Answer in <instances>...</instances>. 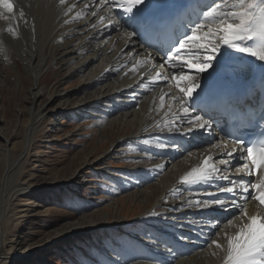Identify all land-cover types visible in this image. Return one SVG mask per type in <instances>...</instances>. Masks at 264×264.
<instances>
[{
	"label": "bare ground",
	"instance_id": "obj_1",
	"mask_svg": "<svg viewBox=\"0 0 264 264\" xmlns=\"http://www.w3.org/2000/svg\"><path fill=\"white\" fill-rule=\"evenodd\" d=\"M12 3L14 14L4 13L7 18L0 17V66L3 62L7 64L9 57H13L14 52H17L26 65L27 73L32 77L33 89L29 94L31 110L24 149L15 160L9 149L3 150L8 157V168L0 194V261L6 247V242L1 239L2 224L10 199L15 193V189L9 188L12 185L10 182L15 179L27 156L28 148L34 144L36 130L44 121L43 111L36 110V105L44 94L39 83L45 76L48 63L58 62L56 57L59 52L62 56L61 65L66 68L68 78L80 76L81 79L74 90L65 95L54 94L49 98L50 106L59 100L63 102L53 115L91 116L95 118L94 125L103 128L102 132L119 124L124 125L126 129L132 128V136L130 134L123 140L119 137L113 143L112 146L117 145L113 150L114 154L121 150L117 148L129 141L135 146L136 158L131 162L133 161L137 170L151 169L152 172H144L158 176L154 179L157 185L146 193L138 191L133 184L135 192L130 197L140 199L144 207L150 202L157 206L156 209L150 208L148 212L141 214L136 222L140 220L144 222L143 226L151 225L150 227L157 229L163 227L161 232H156L161 233L163 243L179 245L182 250L179 256L171 255L165 259L158 258L159 255L153 253L151 260H155V264H159L161 260L168 261L169 264H183L181 261L184 260H187L184 264H224L225 250L216 248L210 241L216 239L226 247L224 232L231 234L236 228L227 227L226 223L219 228H211L206 218L228 220L238 209H198L187 206L185 202L190 197L193 203L196 199L212 200L219 197L231 203L238 197L231 193L215 191L216 184L227 185L226 180H217L211 187L192 186L207 191H190L187 190L188 185L181 184L180 177L192 168L200 166L208 156L214 158L217 167L224 168V165L219 164V159L222 156L228 159L224 154L232 152L235 147H227L222 140L214 139L216 134L211 132L212 127L202 129L194 123L189 124L188 120L195 117L193 112L183 120L179 119L184 113L181 105L171 98L180 95L175 88V81L171 79L172 71L167 65L164 66L165 69H161L163 59L159 60L154 51H149L153 54V58L149 60V52L138 45L136 36L129 38L127 33L132 32L131 27L122 26L123 20L118 11L111 19L101 22L100 17L108 16L109 9L102 4L96 6V0H83L82 3L78 0H65L63 4L60 0H12ZM86 4H92L93 8L85 10ZM21 11L24 13L23 17L20 16ZM93 11L96 15H92ZM77 13H82V17L77 19ZM13 15L15 19L12 18ZM9 28L12 29L11 32L8 31ZM145 60L148 62L141 63ZM157 73L162 77L159 80ZM203 78L204 76L201 80ZM38 85L39 87H36ZM73 96H76L77 100L71 99ZM161 97H164L163 101ZM145 140L148 141L147 144ZM4 141L6 147L9 146V140ZM182 147L189 148L188 153H184ZM242 163L241 152L238 150L230 158L229 167L232 169ZM222 174H227L234 180L252 179L246 171L238 173L235 170L232 173L231 170ZM29 189L25 185L17 187L21 192ZM179 192L186 197L180 206H177L178 211L168 215L169 211L162 208L165 205L162 200ZM209 192L214 195H209ZM247 210L249 214H255L257 203L250 201ZM142 217L145 218L140 219ZM193 219H198L196 222L200 225H194ZM202 222L206 225H201ZM234 223L239 225L240 221L236 220ZM91 229L80 228L77 233L63 234L61 238H71L81 231L85 234ZM189 229H194L196 234L191 235L193 233ZM214 232L217 235H213ZM172 250L168 246L166 251L171 254ZM209 254L212 256H207Z\"/></svg>",
	"mask_w": 264,
	"mask_h": 264
},
{
	"label": "rangeland",
	"instance_id": "obj_2",
	"mask_svg": "<svg viewBox=\"0 0 264 264\" xmlns=\"http://www.w3.org/2000/svg\"><path fill=\"white\" fill-rule=\"evenodd\" d=\"M61 57L57 52L58 62L48 63L39 83L44 94L36 110L43 111L45 118L10 182L9 188L16 191L2 224L1 239L6 247L0 264H155L151 260L153 253L162 259L179 256L181 246L164 244L161 233L156 234L163 227L157 229L143 226L140 220L136 222L141 214L157 206L150 202L144 207L140 199L130 197L134 187L146 193L157 185L158 176L145 173L152 172L151 169L137 170L131 162L136 158L135 146L129 141L114 154L117 145L112 146L113 143L119 137L123 140L132 136L133 129L119 124L102 132L103 128L96 127L91 116L53 115L63 102L59 100L50 106L49 98L74 90L81 79L68 78ZM9 59L0 66V194L8 168L3 150L9 149L15 160L24 149L31 110L29 94L33 89L32 77L21 56L14 52ZM71 99L77 100L76 96ZM4 139L9 140V146ZM19 185L30 189L18 191ZM181 194L162 196V208L169 211L168 215L178 211L177 206L186 197ZM192 221L200 225L198 219ZM80 228L92 229L61 238ZM189 230L191 235L196 234L194 229ZM168 246L173 254L166 251Z\"/></svg>",
	"mask_w": 264,
	"mask_h": 264
},
{
	"label": "snow or ice",
	"instance_id": "obj_3",
	"mask_svg": "<svg viewBox=\"0 0 264 264\" xmlns=\"http://www.w3.org/2000/svg\"><path fill=\"white\" fill-rule=\"evenodd\" d=\"M61 4L65 0H60ZM83 2V0H78ZM193 0H189L192 3ZM199 3L200 0H195ZM206 7L200 11L196 19L189 21L182 33L175 32L170 36L167 48L157 47L155 40L158 35L165 32L170 24L176 19V15L168 11L170 0H96V6L104 5L109 9L108 16H101L103 22L111 19L113 15L121 16L123 25L131 27L132 32L127 33L129 38L136 36L141 38L148 48H155L156 54H163V63L172 71L171 79L175 81V88L179 96L171 97L181 105L184 116L183 120L193 111L210 114L215 103L225 100L231 95L227 83L217 92L209 91V81L223 77L227 82L231 74H238L245 71L252 76L259 73L260 80L264 83V0H204ZM75 7V5H73ZM93 8L92 4H86L85 10ZM71 11V9H69ZM4 13L14 14L12 0H0V17ZM23 11L20 16L23 17ZM92 15H96L93 11ZM77 19L82 13L76 14ZM7 18V17H4ZM15 19V16H12ZM8 31H12L11 28ZM182 37V38H181ZM233 53L246 54L261 63L256 64L248 60L246 66L237 67L230 65L229 60ZM149 60L153 58L148 53ZM148 60L141 63H147ZM243 65V60L240 61ZM135 70V69H134ZM207 73L202 82L201 77ZM157 73V80L161 79ZM164 97H161L163 101ZM245 109H242L244 111ZM260 121L264 122V114ZM189 124H195L199 128L211 129L212 121L204 119L201 115H195L194 119L188 120ZM260 122H257L259 127ZM191 130V129H190ZM233 136L232 133H227ZM235 144L232 152H227L219 159V164L224 168L216 166L213 157H206L202 164L192 168L180 177L183 185H188L190 191H207V189L194 188L192 186L208 185L209 187L217 180L228 181L227 185L216 184V192H227L238 199L231 203L227 199L215 197L212 200L196 199L192 202L190 197L185 203L189 207L198 209H212L216 207L227 210L230 207L238 209L237 213L226 222L227 227H234L236 231L229 234L224 232L226 247L211 240L210 243L216 248H223L226 252L224 264H264V132L259 133L258 139L254 140L251 134L233 136ZM147 144L148 141L145 140ZM218 146V145H217ZM160 147H165L160 145ZM241 152V158L245 162L236 166L238 173L247 172L252 179L234 180L225 172H230V158L236 151ZM160 167V166H158ZM259 177L257 180L256 177ZM209 195H214L209 192ZM250 201L257 203V212L249 214L247 205ZM208 226L219 228L224 221L218 218H206ZM239 220L236 225L234 221ZM217 235V233H213ZM159 264H169L161 260Z\"/></svg>",
	"mask_w": 264,
	"mask_h": 264
}]
</instances>
